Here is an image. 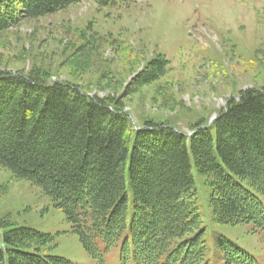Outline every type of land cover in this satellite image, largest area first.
Here are the masks:
<instances>
[{
  "label": "trees",
  "instance_id": "16d2710c",
  "mask_svg": "<svg viewBox=\"0 0 264 264\" xmlns=\"http://www.w3.org/2000/svg\"><path fill=\"white\" fill-rule=\"evenodd\" d=\"M83 1L0 0V32ZM167 71L168 60L153 55L124 95ZM189 130L150 116L134 125L119 97L90 95L39 66L0 70V165L62 209L94 257L119 243L121 264H207L197 180L212 222L264 231V88L238 91ZM51 239L0 220V264L64 263L45 252ZM214 245L225 264H258L221 234Z\"/></svg>",
  "mask_w": 264,
  "mask_h": 264
},
{
  "label": "rangeland",
  "instance_id": "374dc122",
  "mask_svg": "<svg viewBox=\"0 0 264 264\" xmlns=\"http://www.w3.org/2000/svg\"><path fill=\"white\" fill-rule=\"evenodd\" d=\"M158 53L168 60L166 74L124 95L136 71ZM38 66L90 95L119 97L134 125L150 116L188 133L199 119L213 120L231 95L264 88V0H117L102 7L89 0L0 32V70ZM196 185L206 263L225 264L214 245V235L221 234L264 264V231L251 223L212 222L206 187ZM0 220L51 235L43 248L62 264H121L119 243L102 258L92 256L62 209L1 165Z\"/></svg>",
  "mask_w": 264,
  "mask_h": 264
}]
</instances>
